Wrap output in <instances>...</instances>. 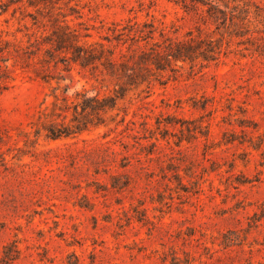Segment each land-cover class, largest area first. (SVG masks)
I'll use <instances>...</instances> for the list:
<instances>
[{"label": "rangeland", "instance_id": "rangeland-1", "mask_svg": "<svg viewBox=\"0 0 264 264\" xmlns=\"http://www.w3.org/2000/svg\"><path fill=\"white\" fill-rule=\"evenodd\" d=\"M231 6L0 0V264H264V0ZM189 33L216 58L168 61Z\"/></svg>", "mask_w": 264, "mask_h": 264}, {"label": "trees", "instance_id": "trees-1", "mask_svg": "<svg viewBox=\"0 0 264 264\" xmlns=\"http://www.w3.org/2000/svg\"><path fill=\"white\" fill-rule=\"evenodd\" d=\"M174 3L181 4L182 6L189 7H206V13L209 19L218 21L220 23H225L226 20L233 23L234 21H242L243 18H240L237 14L234 13L237 6H231V0H170ZM234 2V0H232ZM223 6V8L220 7ZM230 9L229 11H227ZM1 13V8H0ZM67 26V25H66ZM70 31L63 32L61 36L55 40L56 44L61 43L62 39L68 38ZM189 39L185 42L179 41L174 43V46H168L165 50L164 57L174 60L175 62L179 60L193 61L195 56H202L205 60L215 59V46H212L213 41L206 43V46L203 49H198L197 52V43L194 37L189 33ZM31 42L26 46H22L20 43L15 42L10 39H3L0 37V94L6 91L11 85L13 79L16 77V71L18 69L23 70L30 63L29 58H31L32 50L29 49ZM66 47V46H64ZM76 51L73 54V61H78L81 65L87 64L88 60L93 58L90 50L82 46H76ZM60 49V48H59ZM68 50V48H66ZM110 67H114L115 62L111 60L109 62ZM98 95L95 96L97 100ZM114 104V102H113ZM93 108V107H91ZM96 108V107H95ZM63 133H67L63 130L57 129L56 131L50 129L51 138H57Z\"/></svg>", "mask_w": 264, "mask_h": 264}]
</instances>
